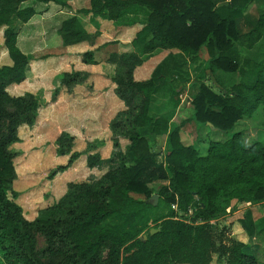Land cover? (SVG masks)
<instances>
[{"label":"trees","instance_id":"16d2710c","mask_svg":"<svg viewBox=\"0 0 264 264\" xmlns=\"http://www.w3.org/2000/svg\"><path fill=\"white\" fill-rule=\"evenodd\" d=\"M47 1L0 0L2 45L11 61L0 65V264H209L215 246L204 221L224 211L232 199L264 197V142L244 143L239 131L231 130L258 105L264 109V77L257 72L250 83L235 82L225 93H216L202 81L187 87L191 118L210 130L207 122L211 123L226 137L208 139L204 153H199L170 129L165 133L168 150L163 161H157L147 140L161 132V124L149 113L158 84L154 69L137 80L133 70L144 58L134 51L109 52L106 61L114 65V78L126 86L120 90L124 108L109 121L110 153L101 159L95 151L86 158L88 166L105 162L106 167L95 178L68 182L55 203L27 221L5 194V184L14 175L7 144L19 123L33 121L37 101L29 92L11 96L5 86L25 78L30 58L16 45L15 23L35 12L34 2ZM252 1L257 0H88V7L78 11L93 20L113 22L136 6L145 17L138 33L147 36L142 43L146 55L156 48L175 47L192 61L203 46L211 66L234 71V42L251 47L264 34V8L253 18L244 14ZM57 33L64 45L88 35L74 15L60 22ZM96 48L80 52L82 62H96ZM83 78L84 72H68L61 83ZM147 126L144 134L139 131ZM120 138L127 140L125 150L119 148ZM56 144L58 153L68 151L69 136H58ZM76 156L72 151L65 163L48 168L47 178L67 168ZM151 194L181 210L194 206V218L200 222L167 214L150 225ZM243 221L250 236L252 223L249 218ZM150 227L158 229L150 233ZM34 231L45 234L43 248L35 247ZM221 249L224 264H258L246 241L231 238Z\"/></svg>","mask_w":264,"mask_h":264},{"label":"rangeland","instance_id":"374dc122","mask_svg":"<svg viewBox=\"0 0 264 264\" xmlns=\"http://www.w3.org/2000/svg\"><path fill=\"white\" fill-rule=\"evenodd\" d=\"M262 8L264 1H252L247 5L244 14L247 18H253ZM144 18L141 16L136 20H129V24L133 23V29H123L116 37L119 41H127L121 45L119 52L126 49L123 51H134L144 58L143 62L134 68V78L144 79L150 76L154 69L153 76L158 81L151 97L149 113L153 121L161 124V132L147 138L149 149L157 161H163L168 150L165 133L176 129L182 142H189L199 153H204L208 139H223L226 135L219 130L208 129L205 124H197L191 118L187 87L202 81L216 93H225L235 82L250 83L257 72L264 77V34L251 47L234 42L232 53L237 67L234 71H224L208 63V55L203 46L192 61L190 55L175 47L156 48L154 51H159L158 55L149 57L142 49V43L147 36L138 33ZM241 19L243 20L242 17ZM94 33L98 35L97 31ZM92 37V32H89L85 40L90 42ZM99 41L97 38L95 44ZM77 48L75 46V49ZM162 50L166 51V56L156 62ZM74 56L68 62L67 58L62 59L61 64L58 62L60 65L57 63L58 58H41L34 64L36 75L32 63L28 62L26 79L5 86L6 92L11 96L29 92L37 101L33 121L19 123L14 139L7 144V149L12 155L14 175L5 184V194L21 208L27 221H33L40 210L55 203L65 192L68 182L95 178L105 169V162L88 166L86 158L95 151L101 159L110 153L112 146L109 121L117 111L124 108L120 90L126 89V86L114 78V65L109 62V65L102 62L101 66L97 62H82L78 52ZM97 57L102 59L103 55ZM10 63L2 45L0 27V65ZM73 71L84 72V78L67 85L61 83L63 74ZM147 128L149 126L139 131L143 133ZM231 130L239 131L244 143L252 140L264 142L263 107L258 105L249 116L239 118ZM60 135H68L71 144L69 150L64 153H58L56 148V139ZM118 141L119 148L125 150L127 140L120 138ZM72 151H76L77 156L71 160L68 167L47 178L48 168L65 163ZM153 205L149 213L150 225L157 218L167 214L187 222H200L194 218V206H190L191 214H188L186 209L178 208L176 213L169 203L159 200L158 197ZM248 218L253 231L250 236H247L244 230L243 219ZM204 222L210 228L215 246L209 264H224V259L219 253L222 246L229 245L231 238L246 241L258 264H264V197L258 201L232 199L224 211ZM33 234L35 247L43 248L46 244L45 234L38 231Z\"/></svg>","mask_w":264,"mask_h":264},{"label":"crops","instance_id":"0c3cea01","mask_svg":"<svg viewBox=\"0 0 264 264\" xmlns=\"http://www.w3.org/2000/svg\"><path fill=\"white\" fill-rule=\"evenodd\" d=\"M33 6L35 12L24 22L16 21L15 28L17 30L16 45L22 52L30 56L28 62L32 63L35 75L37 73L35 72L36 68L34 64L41 58V60H53L54 58H58L57 63L67 58L66 62H68L77 52L80 53L83 50L94 49L95 47L97 48L93 52V58L98 65L101 66L102 62L108 64V62L105 61L108 53L112 51L119 52L121 45L127 42L117 40L116 35L123 29L125 31H127V29H133L131 26L133 23L129 24L127 21L141 18L143 14L142 9L136 6H130L125 13L112 22L101 18H94L93 20L90 18L89 13L78 11L80 8L88 7V0H49L47 2H34ZM71 15L77 18L81 26L88 33L92 32L94 37H92L90 42L84 40L85 42L83 43L81 41V44H79L80 42L65 45L61 43L57 28L63 19ZM95 31L98 32V35H95ZM95 37L100 40L96 44ZM75 46L78 48L75 49ZM121 50L123 51L126 49ZM158 53L159 51L157 53L153 51L149 54V57L155 54L157 56ZM101 54L103 58L99 59L97 56ZM165 54L166 51L162 50L156 62L162 60V58L166 56ZM133 76L135 77L134 72ZM26 77L24 79H26ZM139 197L141 198L142 196ZM248 250L251 252L250 247Z\"/></svg>","mask_w":264,"mask_h":264},{"label":"water","instance_id":"95a60500","mask_svg":"<svg viewBox=\"0 0 264 264\" xmlns=\"http://www.w3.org/2000/svg\"><path fill=\"white\" fill-rule=\"evenodd\" d=\"M207 124L209 125V127H210L211 129H213V126H212L211 123L207 122ZM149 199H151V203L154 204L155 201H156V199H157V195H156V194H151L150 197H149ZM157 229H158L157 227H150L148 231H149L150 233H152L153 231H155V230H157ZM143 236H144V235H143Z\"/></svg>","mask_w":264,"mask_h":264},{"label":"built area","instance_id":"2783aa9c","mask_svg":"<svg viewBox=\"0 0 264 264\" xmlns=\"http://www.w3.org/2000/svg\"><path fill=\"white\" fill-rule=\"evenodd\" d=\"M170 206H171V208H173L174 211L177 213L178 210H177L176 203H171ZM185 211H186L188 214H191V208H190V206H188V207L186 208Z\"/></svg>","mask_w":264,"mask_h":264}]
</instances>
